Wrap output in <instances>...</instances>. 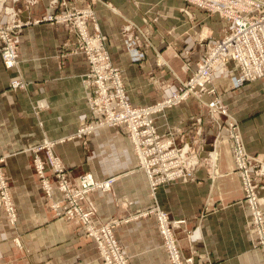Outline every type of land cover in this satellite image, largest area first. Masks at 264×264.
<instances>
[{"label": "crops", "instance_id": "1", "mask_svg": "<svg viewBox=\"0 0 264 264\" xmlns=\"http://www.w3.org/2000/svg\"><path fill=\"white\" fill-rule=\"evenodd\" d=\"M49 1L27 8L23 0L6 3L19 11L24 25L18 36L19 63L7 70L0 58V158L16 210V221L10 224L0 206V264H102L80 221L57 217L50 208L52 201L62 200L61 194L54 189L51 200L45 196L34 165L36 158L44 163V175L56 188L46 164V147L61 161L72 188L78 187L77 178L84 172L96 181L115 180L110 191L90 193L81 208L92 213L95 227L114 226L115 240L130 264H169L155 214L144 215L154 207L170 222H180L174 230L178 247L196 264H264V245L257 243L230 145L215 140L217 130L199 100L190 98L154 116V124L177 146L191 145L192 135L201 129L200 144L192 150L206 157V163L192 172L191 179L153 191L123 127L76 137L77 130L92 120L83 81L88 68L83 56L72 55V47H65L74 39L62 25L33 21L55 13ZM71 1L68 8L83 6ZM84 1L88 5L92 0ZM100 1L93 7L98 27L113 64L123 72L132 106L163 101L180 82L189 80L213 44L197 55L204 47L199 33L208 21L230 28L227 21L180 0ZM130 35L132 42L127 41ZM181 49H193L186 62L178 54ZM135 52L140 57L132 62L130 54ZM237 75L231 62L216 69L211 86L215 94L203 95L202 102L217 97L238 121L247 152L264 164V78L234 87ZM18 81L21 87H13ZM213 150L216 158L211 162ZM257 198L264 215V191H258Z\"/></svg>", "mask_w": 264, "mask_h": 264}, {"label": "built area", "instance_id": "2", "mask_svg": "<svg viewBox=\"0 0 264 264\" xmlns=\"http://www.w3.org/2000/svg\"><path fill=\"white\" fill-rule=\"evenodd\" d=\"M6 0H0V58L5 69H13L18 64V40L24 23L17 17L19 12L11 6H5ZM19 0H12L16 4ZM83 7L72 8L59 17L58 23L70 27L76 35V55H84L88 71L83 81L88 92L87 108L95 122L79 129L76 137L81 138L100 126L123 127L131 141L137 165L146 175L151 191L161 185L177 180L191 179L206 157L196 155L192 150L202 135L197 129L191 145L177 146L172 139H162L154 124V116L180 105L182 102L195 98L206 108L211 122L217 130L216 141H227L231 148L236 172L240 177L244 201L250 212L253 231L258 244L264 245V215L257 198V179H263L264 164L255 156L250 155L244 145L238 121L228 113L227 107L214 97L210 102H202L203 95L214 96L212 76L216 69L222 68L227 62L233 63L238 75L233 79L234 87L264 78V0H180L206 13L227 21L230 28L217 39L209 51L197 63L196 69L186 83L181 84L178 92L154 105L133 107L126 98L125 87L120 72L110 63L105 45L106 39L100 34L95 12L84 0ZM37 0H26L30 6ZM66 7V0H52L51 8ZM52 20V17H49ZM130 28L126 27L125 32ZM127 41L132 42L131 35ZM132 61H138L140 55L130 54ZM13 87H21L20 82H13ZM163 109H160L163 107ZM223 116V122L217 119ZM198 125L201 124L197 120ZM40 150V148H38ZM46 164L50 168L56 182L61 201H53L50 208L57 217H75L82 224L86 235L92 238L99 251L102 264H129L122 248L114 238L113 225L95 227L91 221L92 213L85 212L81 203L95 191L108 192L115 182L114 179L96 181L91 174L84 172L78 178V187L72 188L67 180L64 167L49 147H46ZM202 160V162L200 161ZM4 159L0 158V167ZM35 170L41 179L45 196L51 199L53 188L44 175V163L36 158ZM9 188L0 169V204L3 206L10 223L16 221V210L9 195ZM154 213L158 231L169 264H196L193 257H183L178 247L174 230L180 222H170L167 214L154 207L144 215Z\"/></svg>", "mask_w": 264, "mask_h": 264}, {"label": "rangeland", "instance_id": "3", "mask_svg": "<svg viewBox=\"0 0 264 264\" xmlns=\"http://www.w3.org/2000/svg\"><path fill=\"white\" fill-rule=\"evenodd\" d=\"M21 0H19L17 3H19ZM24 1V5L26 6V8L27 7H31L29 4H27L26 3V0H23ZM39 1H41V0H37V2H36V4L39 2ZM52 0H50L49 1V9L50 10H52V11H54L55 13L54 14H52V15H46V16H44V17H42V18H40V19H36V20H33V21H35V22H39V21H46L47 23H50V24H53V25H62L65 29H66V31L69 33V35H71L72 36V38L74 39L73 41V44L71 45V44H69V45H65V47L67 48L68 46L69 47H72V51H70V53L72 52V55H76L75 54V52H74V50L76 49V47H77V45H76V35L72 32V30H70L69 28L70 27H67V26H65V25H63L62 23H58V22H56L55 20H54V17H59V16H61V15H63L64 13H66L67 11H70L73 7H71V8H68V2H73V1H71V0H66V7H61V6H58L57 8H51L50 7V2H51ZM97 2H99V3H101V1L100 0H92L88 5L92 8V10H94L93 9V7L96 5V3ZM7 3V0L5 1V6H7L8 7V5L6 4ZM16 3V4H17ZM74 3V2H73ZM36 4H34V5H36ZM102 4V3H101ZM33 6V5H32ZM83 6H85V5H83ZM82 6V7H83ZM74 8H80V7H74ZM109 9H112L111 7L109 8ZM18 11V10H17ZM19 12V11H18ZM95 12V11H94ZM95 16H96V14H95ZM3 17V20L2 19H0V21L2 22V23H5V19H4V16L3 15H1L0 16V18H2ZM49 17H52V20H50L49 19ZM18 18V17H17ZM189 19V18H188ZM209 19V18H208ZM97 20V19H96ZM215 22V21H214ZM215 23H217V22H215ZM204 28H202L203 29V31H201V33H199L200 35L199 36H201L202 37V43L201 44H204V47H203V49L202 48H198V52H197V55H199V54H202L203 52H205L206 50H208L209 49V47L211 46V44L213 43L214 44V42L217 40V39H219V37H220V35L222 36L224 33H223V31L224 30H228V28L225 26V27H222V28H220V26H217V25H215V24H212V23H210V21H208L204 26H203ZM21 31V30H20ZM100 31V30H99ZM223 33V34H222ZM101 34V33H100ZM102 35V34H101ZM18 36H19V34H18ZM18 36H17V40H18ZM102 36H104V35H102ZM105 37V36H104ZM105 39H106V37H105ZM106 41H107V39H106ZM105 41V42H106ZM210 41V42H209ZM213 44H212V46H213ZM191 44L190 43H188L187 44V46H190ZM192 46H194V44H192ZM207 47V48H206ZM60 48H61V46H60ZM211 48V47H210ZM105 49H106V52L108 53V56H109V59H110V63H111V65L113 66V67H115V68H117L118 70H119V72H120V75H121V79H122V83H123V85H124V80H123V72H122V70H121V68L119 67V66H115L114 64H113V62H112V60H111V56H110V54H109V52H108V49H107V46L105 45ZM193 50V49H192ZM191 49L189 50V49H181V51L178 53V54H180L181 53V57H182V62H186V60L189 58V54H190V52L192 51ZM188 52H189V54H188ZM186 54H188V55H186ZM205 55V54H204ZM76 56H83V57H81V59L83 60L84 59V61H85V63L87 64V60H86V58L84 57V55H76ZM18 57H19V55H18ZM203 57V56H202ZM201 57V58H202ZM201 60V59H200ZM199 60V61H200ZM132 61V60H131ZM198 61V62H199ZM2 62V61H1ZM132 62H136V61H132ZM18 63H19V58H18ZM160 64L162 65V66H165L164 64V62L161 60L160 61ZM186 66V67H185ZM5 68V67H4ZM87 68H88V65H87ZM165 68V67H164ZM184 68L186 69L187 68V64L185 63V65H184ZM88 71V70H87ZM170 73V72H169ZM193 74V73H192ZM171 77H173L172 75H171ZM173 79V78H172ZM190 79V78H189ZM18 82H20V81H18ZM187 82V81H186ZM186 82H180V87H179V89L181 88V84L182 83H186ZM124 87H125V85H124ZM178 89V90H179ZM178 90L176 91V92H178ZM126 91V90H125ZM176 92H174V93H176ZM172 95V94H171ZM167 99V98H166ZM129 102V101H128ZM87 103V102H86ZM158 103V102H157ZM130 104V103H129ZM156 104V103H155ZM131 105V104H130ZM152 105H154V104H152ZM132 106V105H131ZM147 106H149V105H147ZM133 107H137V106H133ZM139 107H145V106H139ZM87 110H88V108H87ZM89 112V111H88ZM90 114V113H89ZM95 122V120H91L89 123H86L85 125H82L79 129H81V128H83V127H87L88 125H91V124H93ZM94 125V124H93ZM102 128H111V127H108V126H100V127H97V128H94L90 133H88L87 135H91L94 131H97V130H99V129H102ZM78 129V130H79ZM77 130V131H78ZM77 133V132H76ZM87 135H84V136H87ZM83 137V136H82ZM192 137L194 138V135H192ZM160 138H162V139H164V140H166L167 138L165 137V136H162L161 134H160ZM193 138H192V141H193ZM223 141H225V140H223ZM84 143V145H86L87 144V142L86 141H84L83 142ZM200 143L198 142V144H196V145H199ZM183 145H185V144H183ZM183 145H179V146H183ZM193 147H195V145H193ZM199 152L198 151H195V153L194 154H198ZM59 160V159H58ZM60 161V160H59ZM201 162H202V160H200ZM61 162V161H60ZM3 164L4 163H2V166L0 167V169H1V173H2V175H3V178H4V180H5V182L7 183V185H8V188H9V195H10V197H11V193H10V187H9V180L6 178V175H5V173H4V171H3ZM62 164V163H61ZM50 169V168H49ZM86 173H88V172H86ZM84 173H82V174H80L79 176H81V175H83ZM89 174H91V173H89ZM79 176H78V178H79ZM51 177H52V179H54V177H53V175L51 174ZM77 178V179H78ZM55 180V179H54ZM56 183V182H55ZM257 184L260 186V187H257L256 189H258L257 190V192L258 191H264V189H263V187H262V184H263V179H257ZM53 188V191H54V189L55 190H58L57 189V187L56 188H54V187H52ZM256 192V193H257ZM49 200H51V199H49ZM53 202V201H52ZM52 204V203H51ZM0 206L3 208V206L0 204ZM4 209V208H3ZM5 211V210H4ZM6 214V213H5ZM7 220H8V218H7ZM9 221V220H8ZM10 223V222H9ZM10 224H12V223H10ZM82 225V224H81ZM83 227V226H82ZM84 229V228H83ZM115 238V237H114ZM95 243V242H94ZM96 245V244H95ZM120 246V245H119ZM121 247V246H120ZM96 248H97V246H96ZM98 250V249H97ZM99 252V251H98ZM100 255V254H99ZM101 258V257H100ZM102 261V260H101ZM128 262H129V264H130V261L128 260Z\"/></svg>", "mask_w": 264, "mask_h": 264}, {"label": "bare ground", "instance_id": "4", "mask_svg": "<svg viewBox=\"0 0 264 264\" xmlns=\"http://www.w3.org/2000/svg\"><path fill=\"white\" fill-rule=\"evenodd\" d=\"M204 103L207 104V102H205V101H204ZM163 108H164V106L161 107L160 109H163ZM215 158H216V154H215V151L213 150L212 155L209 156V159L211 160V162H214Z\"/></svg>", "mask_w": 264, "mask_h": 264}]
</instances>
